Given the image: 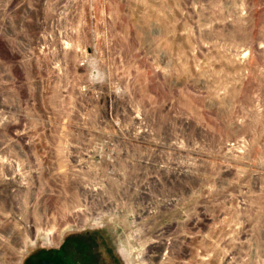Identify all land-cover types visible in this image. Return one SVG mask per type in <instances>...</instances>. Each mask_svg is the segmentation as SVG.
Here are the masks:
<instances>
[{
	"label": "rangeland",
	"instance_id": "obj_1",
	"mask_svg": "<svg viewBox=\"0 0 264 264\" xmlns=\"http://www.w3.org/2000/svg\"><path fill=\"white\" fill-rule=\"evenodd\" d=\"M19 254L264 264V0H0V264Z\"/></svg>",
	"mask_w": 264,
	"mask_h": 264
},
{
	"label": "water",
	"instance_id": "obj_2",
	"mask_svg": "<svg viewBox=\"0 0 264 264\" xmlns=\"http://www.w3.org/2000/svg\"><path fill=\"white\" fill-rule=\"evenodd\" d=\"M37 264H60L58 261L49 258H42Z\"/></svg>",
	"mask_w": 264,
	"mask_h": 264
},
{
	"label": "bare ground",
	"instance_id": "obj_3",
	"mask_svg": "<svg viewBox=\"0 0 264 264\" xmlns=\"http://www.w3.org/2000/svg\"><path fill=\"white\" fill-rule=\"evenodd\" d=\"M23 245V244H22ZM22 252V251H21ZM19 257H20V254L19 255H17V258H15V264H18V261H19Z\"/></svg>",
	"mask_w": 264,
	"mask_h": 264
}]
</instances>
